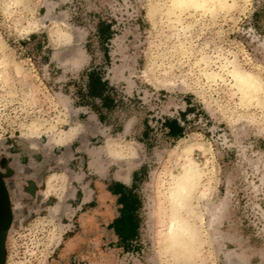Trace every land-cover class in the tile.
<instances>
[{
	"label": "rangeland",
	"instance_id": "1",
	"mask_svg": "<svg viewBox=\"0 0 264 264\" xmlns=\"http://www.w3.org/2000/svg\"><path fill=\"white\" fill-rule=\"evenodd\" d=\"M205 1L0 0L4 264H264V0ZM117 180L136 234L84 244Z\"/></svg>",
	"mask_w": 264,
	"mask_h": 264
},
{
	"label": "trees",
	"instance_id": "2",
	"mask_svg": "<svg viewBox=\"0 0 264 264\" xmlns=\"http://www.w3.org/2000/svg\"><path fill=\"white\" fill-rule=\"evenodd\" d=\"M99 32L104 33V24L98 25ZM109 25L106 26V31ZM107 82L94 71L88 72L86 85V96L100 98L102 104L109 106L112 99L107 93ZM170 130L176 132L180 130L176 121H170ZM173 125H176L173 127ZM115 206V208H113ZM136 200L133 192L123 184L114 183L113 187L106 186L99 200L90 203L84 209L82 232L88 244L92 238L105 240L109 244H124L136 234L138 220L135 214Z\"/></svg>",
	"mask_w": 264,
	"mask_h": 264
},
{
	"label": "water",
	"instance_id": "3",
	"mask_svg": "<svg viewBox=\"0 0 264 264\" xmlns=\"http://www.w3.org/2000/svg\"><path fill=\"white\" fill-rule=\"evenodd\" d=\"M7 174H9V172ZM11 221L12 209L9 193L3 174L0 173V264L5 263V240Z\"/></svg>",
	"mask_w": 264,
	"mask_h": 264
},
{
	"label": "crops",
	"instance_id": "4",
	"mask_svg": "<svg viewBox=\"0 0 264 264\" xmlns=\"http://www.w3.org/2000/svg\"><path fill=\"white\" fill-rule=\"evenodd\" d=\"M104 157L105 155L96 149H92L87 152V158H88L87 162H88V166H89L91 173H94L97 175L104 173L106 169V164H107L106 157L105 159ZM114 183L123 184L127 188V185L125 184V182L121 180L112 181L111 183H109L108 186L113 187ZM94 193H95V190L87 184L83 192V204H86L92 201L94 198ZM98 200H99V197H97L96 202H98Z\"/></svg>",
	"mask_w": 264,
	"mask_h": 264
},
{
	"label": "bare ground",
	"instance_id": "5",
	"mask_svg": "<svg viewBox=\"0 0 264 264\" xmlns=\"http://www.w3.org/2000/svg\"><path fill=\"white\" fill-rule=\"evenodd\" d=\"M183 1H185V0H183ZM187 2H191V3H194V4H197L198 2H197V0H186ZM202 1V0H201ZM205 1V0H204ZM206 2V1H205ZM182 3V2H181ZM184 3V2H183ZM203 3V2H202ZM241 77V76H240ZM242 79V78H241ZM240 79V80H241ZM243 80V79H242ZM241 80V81H242ZM244 85V84H243ZM189 167H190V165H189ZM188 167V168H189ZM187 171V170H186ZM192 173V172H191ZM190 174V173H189ZM188 174V175H189ZM193 174V173H192ZM184 176V175H183ZM188 177H191V176H188ZM184 178V177H183ZM180 186V189H181V191L183 192L184 190H186L185 188L187 187L186 185H182V184H180L179 185ZM188 188V187H187ZM184 193V192H183ZM177 220V219H176ZM187 221V220H186ZM178 223V222H177ZM183 229V228H182ZM180 231V230H179ZM186 231V230H185ZM180 232H182V231H180ZM185 233V232H184ZM182 235V234H181Z\"/></svg>",
	"mask_w": 264,
	"mask_h": 264
}]
</instances>
